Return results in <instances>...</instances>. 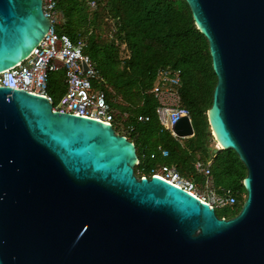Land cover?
<instances>
[{
  "label": "water",
  "instance_id": "1",
  "mask_svg": "<svg viewBox=\"0 0 264 264\" xmlns=\"http://www.w3.org/2000/svg\"><path fill=\"white\" fill-rule=\"evenodd\" d=\"M217 77L207 111L218 150L247 169L231 218L158 176L112 124L0 86V264H264V0H185ZM51 26L43 0H0V72ZM194 135L188 117L174 126Z\"/></svg>",
  "mask_w": 264,
  "mask_h": 264
},
{
  "label": "trees",
  "instance_id": "2",
  "mask_svg": "<svg viewBox=\"0 0 264 264\" xmlns=\"http://www.w3.org/2000/svg\"><path fill=\"white\" fill-rule=\"evenodd\" d=\"M62 15L60 33L72 39L84 37L85 53L95 62L102 77L99 87L108 103L118 110V120L132 124L135 131L129 138L135 142L141 164L151 167L160 163L177 166L185 176L201 181L194 169L200 157L209 160L210 125L207 111L212 105L217 82L207 38L197 28L185 0H103L90 9L87 0H57ZM182 69L180 94L182 104L191 111L194 135L175 138L169 130H161L155 111L157 101L150 93L160 67ZM51 94L65 91L63 74L49 80ZM126 114V116L124 115ZM151 117L138 122V115ZM164 146L169 156L143 158ZM212 149V173L217 186L229 187L238 199L235 208L216 209L219 217L231 218L241 209L246 197L244 178L247 169L232 150ZM199 154V156H196ZM141 173H139L140 175Z\"/></svg>",
  "mask_w": 264,
  "mask_h": 264
},
{
  "label": "built area",
  "instance_id": "3",
  "mask_svg": "<svg viewBox=\"0 0 264 264\" xmlns=\"http://www.w3.org/2000/svg\"><path fill=\"white\" fill-rule=\"evenodd\" d=\"M102 1L87 0L90 9H96ZM43 7L51 21L49 31L25 60L0 72V86L44 95L53 103L54 110L112 124L117 132L129 138L135 127L124 123V120H118V110L108 103L106 92L99 87L102 77L95 62L85 53L86 39L84 37L72 39L68 34L58 31L62 15L57 9V0H43ZM60 70L65 73L66 90L60 99L55 101L49 91V80L52 73ZM182 73V69L178 67H160L150 90L157 101L155 111L161 130H169L177 139L181 137L173 129L175 124L184 117H188L192 123L190 109L182 104L180 94ZM137 119L138 122H148L151 117L140 114ZM159 154L167 158L169 151L159 146L157 152L152 151L143 158L156 159ZM140 164L139 158L137 166ZM194 169L202 176L201 181L183 175L176 165L170 163H160L151 167L145 164L136 173L140 178L158 176L194 194L215 209L238 206V199L231 188L216 185L211 160L198 157L194 161Z\"/></svg>",
  "mask_w": 264,
  "mask_h": 264
},
{
  "label": "rangeland",
  "instance_id": "4",
  "mask_svg": "<svg viewBox=\"0 0 264 264\" xmlns=\"http://www.w3.org/2000/svg\"><path fill=\"white\" fill-rule=\"evenodd\" d=\"M59 72H55V74H58ZM54 97V99H55V101H58L59 100V96H56V95H54L53 96ZM193 123V122H192ZM194 127V126H193ZM210 135H211V137L212 138H209L210 139V142L207 144L208 145V149H209V152H210V154H209V160H211V158H212V155H213V153H212V149L214 150V149H219L218 148V146H220L219 145V143L215 140V138H214V136H213V134H212V132H211V129H210ZM215 152V151H214ZM196 156H199V154H196ZM240 207L242 206V204H240L239 205Z\"/></svg>",
  "mask_w": 264,
  "mask_h": 264
},
{
  "label": "crops",
  "instance_id": "5",
  "mask_svg": "<svg viewBox=\"0 0 264 264\" xmlns=\"http://www.w3.org/2000/svg\"><path fill=\"white\" fill-rule=\"evenodd\" d=\"M58 72L63 74V83H64V85H65V81H64L65 73H64V71H63V70H60V71H58ZM53 74H55V73H53ZM51 75H52V74H51ZM65 90H66V85H65ZM64 92H65V91H64ZM50 94H51V93H50ZM63 94H64V93H63ZM63 94H62V95H63ZM51 95L54 96L55 94H51ZM56 95H57V94H56ZM62 95H61V96H62ZM61 96H60V97H61ZM60 97H59V99H60ZM156 114H157V113H156ZM157 117H158V116H157ZM158 121H159V120H158ZM159 146H162V145H158V146H157V149L155 150V152L158 151V147H159ZM162 147H164V146H162ZM158 153H159V152H158ZM159 155H160V154H159Z\"/></svg>",
  "mask_w": 264,
  "mask_h": 264
},
{
  "label": "bare ground",
  "instance_id": "6",
  "mask_svg": "<svg viewBox=\"0 0 264 264\" xmlns=\"http://www.w3.org/2000/svg\"><path fill=\"white\" fill-rule=\"evenodd\" d=\"M220 147H221V144L219 143Z\"/></svg>",
  "mask_w": 264,
  "mask_h": 264
},
{
  "label": "flooded vegetation",
  "instance_id": "7",
  "mask_svg": "<svg viewBox=\"0 0 264 264\" xmlns=\"http://www.w3.org/2000/svg\"><path fill=\"white\" fill-rule=\"evenodd\" d=\"M53 104V103H52Z\"/></svg>",
  "mask_w": 264,
  "mask_h": 264
}]
</instances>
